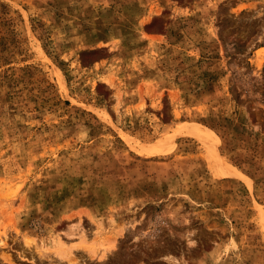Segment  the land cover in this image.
I'll use <instances>...</instances> for the list:
<instances>
[{
	"label": "rangeland",
	"instance_id": "374dc122",
	"mask_svg": "<svg viewBox=\"0 0 264 264\" xmlns=\"http://www.w3.org/2000/svg\"><path fill=\"white\" fill-rule=\"evenodd\" d=\"M0 264H264V0H0Z\"/></svg>",
	"mask_w": 264,
	"mask_h": 264
},
{
	"label": "bare ground",
	"instance_id": "6f19581e",
	"mask_svg": "<svg viewBox=\"0 0 264 264\" xmlns=\"http://www.w3.org/2000/svg\"><path fill=\"white\" fill-rule=\"evenodd\" d=\"M188 132L195 135L196 137L200 138V139H204L205 134L202 133L201 131L199 132L197 127H193V128H187ZM207 135V134H206ZM217 163L220 167L221 173L225 176H232V177H236L239 176V178H243V176L237 172L233 167L231 166H227L223 161H221V159L218 158V156H215Z\"/></svg>",
	"mask_w": 264,
	"mask_h": 264
}]
</instances>
